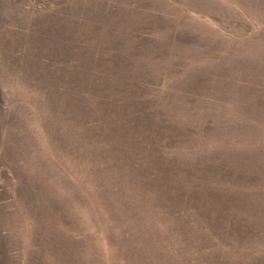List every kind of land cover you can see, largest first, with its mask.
Segmentation results:
<instances>
[{"label": "rangeland", "instance_id": "1", "mask_svg": "<svg viewBox=\"0 0 264 264\" xmlns=\"http://www.w3.org/2000/svg\"><path fill=\"white\" fill-rule=\"evenodd\" d=\"M0 264H264V0H0Z\"/></svg>", "mask_w": 264, "mask_h": 264}]
</instances>
